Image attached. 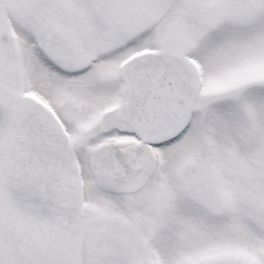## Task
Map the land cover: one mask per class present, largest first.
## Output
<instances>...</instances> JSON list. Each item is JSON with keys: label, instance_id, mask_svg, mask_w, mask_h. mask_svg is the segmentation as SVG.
I'll list each match as a JSON object with an SVG mask.
<instances>
[{"label": "snow or ice", "instance_id": "6c2138e0", "mask_svg": "<svg viewBox=\"0 0 264 264\" xmlns=\"http://www.w3.org/2000/svg\"><path fill=\"white\" fill-rule=\"evenodd\" d=\"M0 264H264V0H0Z\"/></svg>", "mask_w": 264, "mask_h": 264}]
</instances>
